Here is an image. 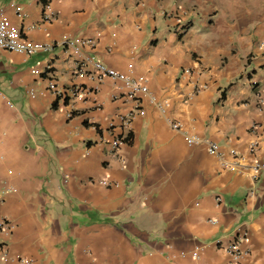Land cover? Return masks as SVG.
Segmentation results:
<instances>
[{
  "label": "crops",
  "instance_id": "0c3cea01",
  "mask_svg": "<svg viewBox=\"0 0 264 264\" xmlns=\"http://www.w3.org/2000/svg\"><path fill=\"white\" fill-rule=\"evenodd\" d=\"M263 3L0 0L50 48L0 50V264H264ZM95 63L147 94L75 74Z\"/></svg>",
  "mask_w": 264,
  "mask_h": 264
},
{
  "label": "built area",
  "instance_id": "2783aa9c",
  "mask_svg": "<svg viewBox=\"0 0 264 264\" xmlns=\"http://www.w3.org/2000/svg\"><path fill=\"white\" fill-rule=\"evenodd\" d=\"M17 16L21 15V9L19 6H16L14 9ZM50 13L47 11L42 12V21L48 22L50 20ZM0 50L11 52L15 54H21L24 56H31L33 54L37 53H43L50 50L49 46L32 42L26 38H24L19 30L12 26L6 16L0 12ZM131 66L128 65L127 69L130 70ZM35 73V71L33 72ZM75 74L79 76H83L88 78L91 81H94L96 83H100L103 79H110V80H116L121 82L123 89H124V97L127 100L134 101L138 98L140 95H146L147 94V88L145 85V80L142 78L138 79H132L128 77L126 74H122L119 72H116L113 69L107 68L99 63H95L92 65V70L88 72L85 70V68L81 65L76 66L75 68ZM48 87L50 89H53V84L49 81ZM71 93L75 94V90H71ZM78 92V90H77ZM31 95V93H30ZM257 104L258 106L261 105V99L257 98ZM136 116H143V111L141 109H136L134 111L129 112L127 115L120 118V124L122 130H127L133 121V119ZM168 124L170 128L174 131H178L180 128V125L178 123L168 121ZM184 140L188 146L198 144L202 140H199L195 136H185ZM204 144L206 145L207 153L216 157H220V154L218 152L217 147L212 144L211 142H208L206 140H203ZM126 142V136L124 135H117L113 136L112 140L110 141V146L113 152L117 150L122 144ZM255 147V144H250L249 152H252ZM229 169H232V166H228ZM257 168V167H256ZM101 185L105 186L107 183L104 181L100 182ZM215 201L217 203L220 202V199L217 197L215 198ZM0 230L6 231V233L10 232L11 227L10 225H5L4 222H0ZM225 252L230 256L231 260L233 262L241 259L245 254L240 252L236 246L235 243H232L225 248ZM191 257L193 259L198 258L197 250L193 251L191 253Z\"/></svg>",
  "mask_w": 264,
  "mask_h": 264
},
{
  "label": "rangeland",
  "instance_id": "374dc122",
  "mask_svg": "<svg viewBox=\"0 0 264 264\" xmlns=\"http://www.w3.org/2000/svg\"><path fill=\"white\" fill-rule=\"evenodd\" d=\"M257 5L259 6V3H257ZM263 5H264V3L262 4V6H263ZM258 6H257V7H258Z\"/></svg>",
  "mask_w": 264,
  "mask_h": 264
}]
</instances>
